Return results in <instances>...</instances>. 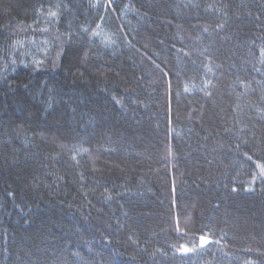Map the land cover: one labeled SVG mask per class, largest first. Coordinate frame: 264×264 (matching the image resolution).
Segmentation results:
<instances>
[{"label":"trees","instance_id":"1","mask_svg":"<svg viewBox=\"0 0 264 264\" xmlns=\"http://www.w3.org/2000/svg\"><path fill=\"white\" fill-rule=\"evenodd\" d=\"M262 169L264 0H0V264H264Z\"/></svg>","mask_w":264,"mask_h":264},{"label":"snow or ice","instance_id":"2","mask_svg":"<svg viewBox=\"0 0 264 264\" xmlns=\"http://www.w3.org/2000/svg\"><path fill=\"white\" fill-rule=\"evenodd\" d=\"M262 170H264V169H262ZM206 242V241H205Z\"/></svg>","mask_w":264,"mask_h":264}]
</instances>
